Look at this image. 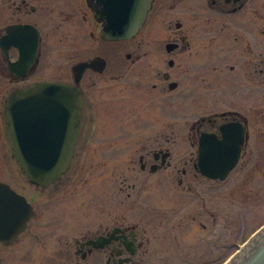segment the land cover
I'll return each mask as SVG.
<instances>
[{
  "label": "rangeland",
  "instance_id": "rangeland-1",
  "mask_svg": "<svg viewBox=\"0 0 264 264\" xmlns=\"http://www.w3.org/2000/svg\"><path fill=\"white\" fill-rule=\"evenodd\" d=\"M160 1L166 4L159 10L148 38L140 31L128 41L105 43L97 37L98 24L78 21L64 0H28V3L37 5L38 9L32 15L22 14L20 17L31 19L40 27L44 39L43 51L54 78H66L70 63L97 53L105 56L115 52L122 62L120 68L125 65L131 67L130 59L136 61L134 63L137 65L133 64L129 77L117 81L114 75L120 70L112 64L111 55L105 71L90 78L95 81L92 94L96 97L94 99L100 100L101 94H104L94 122L96 133L83 165H78L81 156L73 154L63 172L68 171L69 174L73 169L77 171V180L72 186L76 187L78 194L67 202L39 208L38 217L29 225L38 222L41 241L23 234L22 240L3 252L4 264H52L48 263V259L53 256L60 257L61 264H73L76 260L73 239L94 232L99 225L110 224L114 217L118 220L125 218L139 229L145 226L141 229L143 231L147 229L142 250L145 261L142 264H220L264 222V17L254 24H247L245 20L236 25L233 22L229 28L244 35H248L246 31L252 34L255 29L254 38L249 37L256 44L253 63L259 60L262 68L258 96L260 122L256 123L257 127L254 126L257 130L255 147L249 149L247 145L244 158L224 181L208 180L200 183L201 177L189 174L187 177L192 181V189H197L196 196L189 198L180 194L185 181L181 185L178 183L177 179L182 176L176 168L194 157L190 125L196 114L217 107L214 103L207 107L201 103H191L183 95L178 98V89H169L167 82L162 84L164 90L159 98L161 106H156L150 100L157 101L158 94L151 90L150 85L161 81L157 75L158 70L169 72L171 78L178 82V76L181 79L188 76L183 71L191 67V58H186L189 52L169 53L163 49L164 43L176 36L174 33L197 35L194 38L199 41L196 44L192 42V45L202 50H206L201 45L204 43L202 36L220 37L221 43L216 41L212 47L216 56L215 51L231 46L229 40L225 41L224 34L232 37L234 33L221 29L222 17L208 11L205 0ZM11 2L0 0V24L19 18L13 14L15 9ZM74 2L82 10V1ZM256 5L263 11L264 0H256ZM188 12L192 13V17L185 18ZM248 16L252 18L249 13L244 15L245 18ZM210 20L213 23H208ZM176 21L181 23L179 30L175 28ZM218 45L222 48L218 49ZM149 49L154 51L144 57V52ZM127 53L138 58H127ZM244 55H238L237 51L226 53L217 65L220 70H228V65L235 64L233 72L239 75L243 67H246V61L252 58L247 59ZM170 58L174 61L172 65L167 62ZM42 72L48 74L47 68H43ZM187 80H181V85H187ZM113 94L117 104L106 100ZM125 94L129 95L128 110L124 105L127 104ZM159 144L169 149L170 166L154 173L147 168L142 171L139 168V155L157 148ZM4 177L0 170V178ZM130 183L135 184L133 190L127 186ZM204 186L213 187L212 200L206 201L209 209L206 215L200 213V203L195 205V201L206 199L204 194L199 193ZM128 192L133 196H127ZM50 214L54 218L59 217L55 226L44 222ZM201 220L207 228L200 227ZM57 237L60 241H56ZM64 239H67V244L63 243ZM139 254L140 251L136 259Z\"/></svg>",
  "mask_w": 264,
  "mask_h": 264
},
{
  "label": "flooded vegetation",
  "instance_id": "flooded-vegetation-1",
  "mask_svg": "<svg viewBox=\"0 0 264 264\" xmlns=\"http://www.w3.org/2000/svg\"><path fill=\"white\" fill-rule=\"evenodd\" d=\"M64 1L67 3L78 21H91V23H97L99 27L101 26L102 21L96 20L93 13V7L96 5V0H81L83 6L82 10L74 2L75 0ZM11 3L14 5L15 9L13 11V14H17L19 18H17L16 20L2 22L0 24V170H2L5 176L4 179L0 178V181L8 183V185L12 187L15 192L25 196L34 210V216L26 222L24 230L20 234H18L15 240L11 241L8 244H5L0 240L1 264H4L5 262L3 252L6 249H9L15 243H18L20 240H22L23 234L26 233L28 237H33L36 241H41L42 236L38 231V222L33 226L29 225L32 220L34 221V219L38 217L39 208H41L42 206L46 208L54 204L67 202L71 199L72 196L78 194L76 187L72 186V184L77 180L78 175L77 171L74 169L69 174H67L68 171H66L64 174H62V176H60V178L45 186L31 183L27 179L23 178L20 169L15 161V158L11 152L10 146L5 138L4 109L7 97L11 91L31 86L36 81L56 79L72 82V74L70 70L71 64L68 65L66 78H54L52 76L49 64L47 63V57L43 51L44 39L40 27L35 23V21L31 19H21L20 17L22 14L32 15L33 13H35L38 9L36 7L37 5L28 3V0H18L17 2L15 0H12ZM165 4L160 0H152L151 8L148 11L146 19L140 30L145 33V37L148 38L150 36L151 28L156 22L155 20L157 15L159 14V10L163 8ZM205 5L208 11L215 12L222 17V30L227 29L234 33L232 37L224 34L225 41L229 40L231 46H227V48H225L227 49L226 51H224L225 49L221 51H215L217 52L216 56L214 55L212 47L216 45V41L218 43H221L220 37L216 38L213 35H201V39L204 41V43H202L201 45L206 48V50H202L195 49V46L192 45V42L196 44V42L199 41L194 38L197 35L174 33L176 36L171 37L169 40H167L163 45V49H165V51L169 53H173L174 51H178L180 53L189 52V55L186 56V58H191V62H189V64H191V67L187 70L185 68L183 71L184 73L187 72L188 76L182 79L180 76H178V82L171 78L169 72L158 70L157 75L158 77H161V81H155L150 85L151 90L153 89V91L158 94L157 101L154 102L153 100H150L155 103L156 106H161V100H159V98L161 97L162 90H164L162 84L164 82H167L168 86V84L172 81L175 83V87L173 90L178 89V98L183 95L187 97V99H189L191 103H201L206 107L208 105H213L214 103L217 107L213 110L204 113L198 112L196 114L190 125L192 143L194 144V157L193 159L191 158L190 162L184 161L183 164H181V167L176 168V171L179 172V174L182 176L177 179L178 183L181 185L183 181H185L182 184L183 187L180 190V194L189 198H191V196H196L197 193V189H192V181H190L189 177H187L189 174L201 177L200 183L212 180L200 175L197 170L196 160L200 134L202 132H209L214 134L217 139H220L222 137V130L224 128L230 129L229 127H231L235 129L238 125H241L243 139L240 145V157L238 163L234 167L237 168V166L240 164V161L245 156L247 145H249V149H254V139L255 134L257 133V130L254 129V126H256V123L259 124L260 122V104L258 96L260 81L259 75L262 72V68L260 66L259 60L258 62L253 63V58H255L256 44L254 43V39L249 38H254L253 35L255 34V29H253L252 34L246 31L248 35H244L235 32V30L233 29L230 30L229 28L233 24V22L235 23V25L236 23L241 24L242 20H245L247 24H249L250 22L253 24L256 23V21H259L262 17H264V15H261V13L264 12V9L263 11H261L260 7L256 5V0H205ZM192 11H194V9ZM248 13L251 14L252 18L249 16L248 18L244 17V15ZM188 14V16H186V14H179V16L184 15L185 18L192 17L191 12H188ZM18 23L31 24L35 26L39 30L40 35L39 42L37 44V50L31 62H29L25 68H23L22 66H18L17 70L12 71L9 68V63L16 62L19 59V49L18 46H16L15 43H13L12 40L8 37V29L12 25ZM208 23L213 22L212 20H210ZM180 26L181 23L179 21H176L175 28L179 30L181 29ZM91 35L93 36L92 33ZM129 39L132 38H128L125 40L128 41ZM102 42L106 43L107 41ZM116 42L118 41H114L111 43ZM217 47L218 49L222 48L220 45H218ZM257 47L259 49V40L257 41ZM189 48L190 50L186 51ZM153 51L154 50L151 49L145 51L144 57H148V55ZM235 51H237V54L240 56L245 54L244 56L247 59L249 57H252L251 59L246 61V64L244 65L246 67H243V70L239 73V75L236 72H233L236 68L235 64L228 65V70H220L219 66L217 65L222 61V58L226 55V53H232ZM95 55L100 56L104 59V68L99 71L97 70V68L87 67L79 78L77 84L80 90L81 97V106L79 109L80 126L76 134L75 142L73 144V154H79L81 156V159L78 162V165L80 166H82V163L86 161L85 156L87 155V150L90 148L91 141L96 133V125L94 124V122L98 117L97 109L98 106H100V102L104 99V94H101V98L103 99H94L95 96L93 97L92 94L94 95L93 87L95 86V81L91 80L90 78L94 75H100L105 71V69L107 68V63L109 61L108 59L111 57V55L112 64L116 65L118 67L117 69L120 70L114 75V78L117 81H122L129 77L132 72L131 70L133 69V64H136L134 63L136 61L130 59L129 61L132 62L131 67L125 65L123 66V68H120L122 62L119 60V57L115 55V52L111 55L105 56L97 53L90 57L77 59L73 62L82 59L87 60ZM259 55L260 53L259 51H257V57H259ZM125 57L130 58L131 56L127 53L125 54ZM131 58L137 59L138 56H134ZM24 62L27 63L28 58H26ZM167 62L169 65H172L174 61L172 60V58H170ZM43 68H47L48 74L42 72ZM89 80H91V82H89ZM181 80H187V85H181ZM85 81H88L89 83H86ZM101 88L102 87L98 86V89L102 90ZM125 96L127 98V104H124L125 108L127 106L130 107V103L128 102L129 95L125 94ZM116 99L117 98L114 94L106 98V100H109L112 103L116 102L117 104ZM124 105L121 106L123 107ZM116 106L120 107L119 105ZM126 110L128 109L126 108ZM250 127H252V130ZM6 150L9 153H7ZM166 151H168V156L162 158V153ZM149 153H151V155L146 156ZM169 155V149L162 148L159 144L157 148H152V150L146 152V154L141 153L139 155V168L142 171H145V169L147 168L151 173H154L160 168L170 166L171 162L168 158ZM251 159L248 161L250 162ZM65 174H67V176L63 178ZM127 186L130 187V190H133L135 184L130 183ZM201 189L202 190L199 191V193L204 194L206 196V199L201 200L200 202L195 201V205L200 203V206L202 207L200 213H205L206 215L209 211V209L206 207V201L207 199L212 200L211 192L213 190V187L204 186V188ZM127 196L132 197L133 194L128 192ZM191 203L192 202L190 201V204ZM210 214L211 212H209V215ZM145 216L148 217L149 215ZM58 221L59 217L57 216L54 218L53 214L47 215L44 219V222L46 224H49L50 226H55ZM199 224L202 229L207 228L206 223L202 220ZM170 227H172L173 229L175 228L173 226ZM144 228L145 226L141 229ZM141 229H139L135 223L127 222L125 218H122L120 220H118L117 217L112 218L110 224L99 225L94 232H88L85 235L73 239V253L76 257V260L75 262H73V264H142L143 261H145L144 251L142 250L143 247H145L144 245L146 240L144 239V234L147 232V229H145L144 231ZM56 241H60V239L57 237ZM63 243L67 244V239H64ZM139 251V258L136 259V255ZM48 263L61 264L62 261L60 257L53 256L48 259Z\"/></svg>",
  "mask_w": 264,
  "mask_h": 264
},
{
  "label": "water",
  "instance_id": "water-1",
  "mask_svg": "<svg viewBox=\"0 0 264 264\" xmlns=\"http://www.w3.org/2000/svg\"><path fill=\"white\" fill-rule=\"evenodd\" d=\"M151 1L96 0L93 7L95 16L104 20L100 37L116 40L134 35L143 23ZM103 62L102 58L95 56L73 64L71 70L75 85L61 81H42L12 91L8 96L4 113L6 137L22 173L30 182L46 185L67 168L79 127L78 80L86 67L100 64V68H103ZM52 105L63 108V117L47 118L49 111L43 107ZM57 129L62 130L59 137L54 133ZM219 141H213L212 144L211 138H201L198 168L207 177L222 179L236 164L241 142L239 139L231 141L230 137ZM15 195L6 184L0 182V226L7 225L12 219L8 214V204L20 203V215L18 217L17 209V222L6 233L7 237L0 232V239L4 242L15 238L25 221L33 215L25 199ZM225 264H264V225Z\"/></svg>",
  "mask_w": 264,
  "mask_h": 264
}]
</instances>
